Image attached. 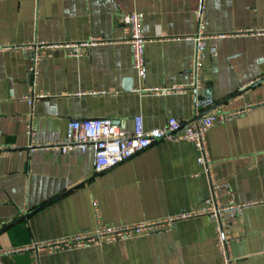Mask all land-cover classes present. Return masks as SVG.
Wrapping results in <instances>:
<instances>
[{"label": "crops", "instance_id": "obj_1", "mask_svg": "<svg viewBox=\"0 0 264 264\" xmlns=\"http://www.w3.org/2000/svg\"><path fill=\"white\" fill-rule=\"evenodd\" d=\"M133 12L149 41L142 76L121 41ZM89 42L30 73L35 43ZM195 99L213 106L196 111ZM214 113L233 115L206 131V166L189 141L161 140L101 174L93 146L48 148L69 121L132 132L136 117L153 130ZM212 182L233 264H264V0H0V264H219ZM139 225L120 242L20 250Z\"/></svg>", "mask_w": 264, "mask_h": 264}, {"label": "built area", "instance_id": "obj_2", "mask_svg": "<svg viewBox=\"0 0 264 264\" xmlns=\"http://www.w3.org/2000/svg\"><path fill=\"white\" fill-rule=\"evenodd\" d=\"M143 16L140 13H128L122 15V31L123 38L121 41L128 44L132 51V68L139 76L144 74L145 50L144 46L147 41L140 33V24ZM97 44V42L83 43L82 45H67L58 44L35 43L32 48L33 56L29 71L33 78L37 77L36 66L43 60H48L53 57L52 51L60 48H73L74 52H70L69 56L74 58H81L84 52L80 50L83 47H89ZM203 39L197 38L195 44V55L192 62V86L197 88V73L200 70L199 59L203 50ZM20 48V47H19ZM17 49V47H14ZM44 98L43 95L32 96L28 98V104L36 100ZM196 100V111L209 108L213 106V101L206 100L201 102ZM233 114L214 113L204 114L202 122L198 123L187 122V124L170 118L167 120L165 126L162 128H153V130H145L142 119L135 118L134 127L132 132H129L120 126L114 125L109 119L102 120H84V121H69L62 139L51 144L49 149H53L60 154L66 155L73 150L84 152L88 146H93L95 149V163L93 171L95 174H101L104 170L111 169L120 165V163L129 160L137 155V153L151 147L154 143L161 140L167 141H186L191 142L195 148L200 152L197 159L198 164L206 166L208 162V152L205 147V133L215 124H220L226 121ZM212 197L211 206L212 215L218 220L215 229L216 249L221 255V262L219 264H233V259L228 254L227 237L225 234V225L220 220V214L227 208L218 207L215 205L217 186L212 182ZM216 206V207H215ZM96 207V206H95ZM97 209V208H96ZM149 226H122L121 228L100 226L93 234H84L71 237L67 240H58L54 243L39 244L36 243L31 247L20 249L21 251H32L37 254L39 251H47L53 253L56 250L71 249V247H84L88 244L101 245L111 242H120L134 235H138L146 230Z\"/></svg>", "mask_w": 264, "mask_h": 264}]
</instances>
